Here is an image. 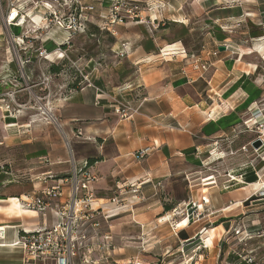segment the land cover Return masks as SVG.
<instances>
[{
  "label": "crops",
  "instance_id": "crops-1",
  "mask_svg": "<svg viewBox=\"0 0 264 264\" xmlns=\"http://www.w3.org/2000/svg\"><path fill=\"white\" fill-rule=\"evenodd\" d=\"M164 1L178 9L175 16L189 18L184 7L193 0ZM109 3L105 0V4ZM172 20L180 22L181 19ZM115 27L111 46L120 55L118 63H123V67L110 80H104L100 70L89 71L96 64L95 57L90 56L94 63L89 64L86 72L92 78L91 85L82 81L76 88L67 86L64 90L65 84H62L64 87L58 84L64 91L60 92L54 89V83V90L48 94L39 84L31 93L24 91L17 96L19 102L28 103L31 108L10 116L0 107V151L12 158L0 159V164L10 165L8 171H0L8 177L0 186V202L16 198L20 204V195L39 193L43 184L32 182L31 175L70 174L72 163L66 141L75 140L76 149L82 146L77 156L74 152L78 163L92 157L100 159L91 164L99 176L94 186L99 205L104 206L108 198L116 195L119 186L133 184L139 188L138 193L125 196V206L105 205L112 210L114 219L110 230L116 248L114 252L111 248L105 249L103 264L109 260L126 264L136 258L147 264H188L177 262L174 256L186 243L199 237L203 244L200 249L194 245L184 251L202 257L193 264H214L211 259L227 251L228 246L221 247L222 241L235 237L240 242L248 231H259V224L264 222V195L254 193L251 184L256 182L245 186L242 183V173L247 177L248 172L251 175L254 172L249 170L247 154L239 153L238 146L245 139L239 140L245 134L241 129L246 114L258 106L259 84L255 74L259 64L246 60L243 55L241 60L236 57L231 60V54L222 50L218 57L211 58L213 68L208 86L201 79L202 72L192 66L191 56L195 53L190 51L186 56L180 52L185 48L183 41L170 39L166 29L152 32L132 21ZM202 40L206 42L205 38ZM223 44L215 42L219 47ZM214 46L209 44L210 48ZM166 48H173L175 53L163 54ZM121 87L126 88L125 96L119 92ZM39 92L44 101L52 102L57 122L41 120L35 111L32 95ZM117 93L121 96V100L117 98L119 102L137 109L131 117L123 118L115 113L113 95ZM145 147H150V153L138 160L136 151ZM229 151L235 158L227 156ZM230 173L239 181L233 180L234 175L227 176ZM261 173L264 176V170ZM180 182L182 186L178 185ZM13 183L23 186L12 191L9 184ZM1 204L10 214L0 213L3 215L0 226L15 227L9 230V242L18 239L16 230L20 227L35 229L51 226L56 221L51 211L45 217L20 205L21 212L12 201ZM166 204L173 208L166 211ZM178 208L182 213L175 214ZM193 209L196 216L191 215ZM209 228H214L209 230L212 239L217 235L215 228H223L212 247H207L202 233ZM235 231H240L238 236ZM24 259L23 248L0 251V264H26Z\"/></svg>",
  "mask_w": 264,
  "mask_h": 264
},
{
  "label": "rangeland",
  "instance_id": "rangeland-1",
  "mask_svg": "<svg viewBox=\"0 0 264 264\" xmlns=\"http://www.w3.org/2000/svg\"><path fill=\"white\" fill-rule=\"evenodd\" d=\"M110 1L112 0H109V2ZM136 1L139 2L137 3L138 6L140 8L142 7L143 9L142 10L143 20L141 21L137 18L136 19L126 18V21L135 22L139 26H142V27L145 26L152 32L156 30H160V29H166L167 31L166 33H168V37H170V39L175 40V41L177 40L183 41L185 48L180 49L181 50L180 52L184 50V51H187V53L189 52L188 53L189 55H190V51H191V54H192V51L193 53H195L196 57L193 59H196L197 57H202L204 59H208L209 62L212 63L211 58L218 57L219 55L212 56V55H209V52L219 47L215 45V42H223L224 43L223 46L226 47L225 50H227L231 54L229 59L233 60L234 57H236L237 59L241 60V56L243 55L244 56L243 58H246V60H254L258 62L259 68L255 76L257 77L256 80L259 84L258 91L256 90V94L259 95L258 97L259 102H258V106H256L253 110H250L248 114H246L247 117L243 121V127L241 129L243 133L245 134H243L239 138L240 141H242V139L245 138L243 143L244 142L246 143L244 145L243 143H241L242 145L238 144V146H240L239 153L241 152L242 154H247L246 156L245 155L244 156L248 157L246 159H249L248 164L250 165L249 167H251L249 168V170H252L254 172L253 175H251L250 172H248V175L246 177L247 181L242 182V183L245 186L246 184L258 181L260 184L259 186H257V188L254 189L255 190L254 193H256V196L257 195L262 196L261 191L263 190V187H264V182H263L264 176L261 173L262 170H264V156H263L264 155V129L259 128L260 129L259 130L256 128L257 126L253 123L252 111L253 113H255L256 111L255 109H259V111L264 112V49L262 51V48H264V0H193V2L188 3L187 7L186 6L184 7V12L186 13L187 16H189L188 19L180 17V15L178 14L175 16L176 12H178V9H174L171 5H169V3H166V1L164 0H136ZM94 2L97 7V11L95 13L98 14V16L95 17L96 24L91 25V27L92 28L97 27L98 32L93 37L87 34L76 35L75 37H73L72 44L63 49V51H65V58H63V54H64L63 51H61L57 55V59H61V60H57L56 64L62 67V69L65 70V72L62 73L60 76H57L56 78L52 77L51 79L52 91L56 89V91L64 92L61 89L62 87H64L62 84H65V87H64V90H65L66 88L68 89L67 86L70 85V83H73L74 81H78L81 76L76 75V73H78L77 68H82L87 63H90L89 58L92 55L95 57L96 64L94 65L93 64L94 61H92L91 63L93 64V66L90 65L92 69L90 67H87L86 69L89 70L90 68L89 71L92 72L93 70L95 73H97V70H100V72L102 73V77H104L103 78L104 80H107V79L110 80L112 75L115 74L120 67H123V63H120V64L118 63V59L120 58V55H118L117 52L113 51V48L111 46L113 37L115 36H113L109 31L102 30L99 26H97V24L99 25L104 24V22L107 20L106 18H103V17L105 16L110 17V14H111V9L109 8L110 3L105 4V0H95ZM207 3H209V5H207ZM22 5H24L25 7L24 2H22ZM201 5H203V10L201 8ZM7 9H8L7 0H2V2H0V107L1 108H2V105L6 102L2 100L4 99L3 94L7 93L8 91L12 89H18L19 87H21L20 83L19 84L14 83L13 85L11 82H9L11 81L10 79H12V77L15 76L16 71H18L20 69V66L22 65V63L18 62L17 60L18 54H21L22 58L26 59V54H24L23 51H20L17 48L15 39H18V37L14 38L13 36V35L18 36V34L23 36L22 28L13 27L12 29H10L3 22V17ZM40 9L43 10V8H40ZM176 17L184 21L183 23L185 24H183L182 22H174L172 19ZM29 24H30L29 26H31V23ZM193 28L195 29V32L192 33L190 32V29H193ZM46 32L47 31H45L44 33ZM55 35L57 36L61 34H59V31H58L55 33ZM204 38L206 42H203L202 39ZM260 43H263V45ZM45 44L48 50H53L54 48H56V45L53 42H47ZM209 44L213 46L215 45V46L213 48H210ZM39 46H40V43H37L36 47L38 48ZM186 46H189L190 48L187 50ZM124 48L125 47H122L121 49H124ZM35 51L36 49L33 52L35 53ZM158 52H160V50ZM28 55H29L28 57L31 56V54H28ZM31 60L32 62H29V63L25 62L24 63L25 65L23 66L22 69L23 71H25V73H28L30 75L29 83H34V85H36L42 79L40 78L42 71L47 72V69L50 67L51 64L44 60L39 61V59L35 58V55L33 59ZM212 68H213V64L210 65L208 71L206 72L201 71L202 72L201 79H205V82L207 83L208 86L211 81V78H209V73ZM85 73H86V70H85ZM91 79L92 78H89V80ZM248 82L249 80L247 81V83ZM54 83L56 85H54ZM58 84H61L62 87L60 88ZM53 85H54V89H53ZM246 88L248 90H251V88L248 86H246ZM33 89H37V87ZM125 91H126L125 87H123L121 91H119L121 96L122 95L125 96V93H126ZM20 93H23V92H20ZM41 93L40 92L38 93L39 98L36 96L37 94L36 95L33 94L32 97L35 100L34 101L35 111L38 112L40 119L44 120L43 119L44 116L41 114L42 111L39 108L42 107V105H45L47 101H49L48 107H51V109H53V104L52 102H50L49 99L44 101V98L42 97ZM118 93L113 95L116 97V100H115L116 106H114V111L119 103V100H121L120 99L121 96H119L120 94ZM19 94H17V96ZM117 98L119 100H117ZM5 100H8V99H5ZM29 108H31L30 105H29ZM134 109L135 108H132V110L130 111L129 117H131L132 114L134 113L133 112ZM115 113L120 115L117 112ZM120 117L122 116L120 115ZM257 140H261L262 145L258 148H255L253 146V143ZM74 141L75 140L66 141V143L70 150V155L73 154L75 158V153L77 156V152L80 150V148H82V146L76 149L77 148L76 145L78 144H74ZM224 143H227V142H224ZM234 147H236L235 144H233V148ZM1 149L2 148H0V150ZM228 153L229 154H227V156L230 157V155H232L233 152L229 151ZM235 156L232 155L231 157L235 158ZM9 158L12 160V158L6 155V153H1L0 151V159H7L8 161H10ZM235 161L237 160L235 159L234 162ZM4 165H7V164H4ZM232 175H234V173H230L227 176H230L231 178ZM240 178L244 180V173L240 175ZM6 179H8V177L4 174V172H0V186L2 182ZM261 182H263L262 186H261ZM182 184L183 183L180 182V184L178 185L182 186ZM22 186L23 185L13 183V184H9V189L12 191H15V190L21 189ZM228 187H230V185H228ZM1 190L2 189H0V195H1ZM106 204L109 205L111 203L109 202V200L105 201L104 203V213L108 214L110 217L107 219L102 217V219H100V227L98 228V230L101 236L103 235L105 236L107 234L111 236V239L104 238V241L105 242L112 241V245L110 246V248L114 252V249L116 248L115 239L113 238L112 232L110 230V224H111L112 219L114 218L111 217L113 216L112 210L111 209L109 210L107 207H105ZM121 206L123 205H119V206L117 205L116 207H121ZM200 209L201 208H199V210ZM2 210L4 209L2 207V204H0V213L3 215L10 214L7 210H4V211ZM118 212L120 213L121 210ZM190 212H191V215L195 214L194 209L190 210ZM174 213L180 214L182 213V209L178 208L177 210H174ZM105 214H102V215H105ZM3 215L2 216L0 215V217L2 218ZM191 215H189L190 218L192 217ZM187 223L188 221L185 222V225ZM259 226H260V230L256 231L255 234L251 233L250 231L247 232V234L252 236V238L247 241L243 238L242 242H238V238L235 239V237L230 238L228 242L222 241L221 247L224 248V244H225L226 246H228L226 247L227 251L225 252L224 255L222 253L219 257H213L211 259V263L227 264L228 262H230L231 264H234L235 262L236 263L238 262L239 264H249V263H252L253 261H257V264H264V222H262V224H259ZM211 229H214V228H209L202 232L203 238L206 241L205 243L207 247H212L215 243V239L218 237H221L222 232H223V228H220V229L215 228L217 235L214 239H212L209 233V230ZM238 235L239 234H236V236ZM246 238H249V237H246ZM194 245L195 247H198V249L202 247L201 245L203 244L201 243L200 237L193 240L192 242L186 243L185 248H183L180 252H177V254H175L174 260H176L177 262H183V263L187 261L188 264H193L192 262H195V260L201 259L202 257H199L197 253L193 255L192 253L187 254L184 251V249L186 251H189L191 247H194ZM95 247L97 250V251L95 250L96 252L94 251ZM229 247H231V249H229ZM94 248H93L92 253H89L86 251V253H84L86 256H83V253H81L80 259L82 263L79 259H77L76 264H87V261L89 260H98V264H103L101 259L105 258L104 256L105 250L102 248H99L98 244H96ZM230 250L231 252L228 255L227 253ZM232 251H237L241 253V255L243 256H239L238 254H233ZM159 258L162 259V257H159ZM206 258H209L208 254ZM249 258H251L253 261L248 262ZM24 260L26 262V259ZM105 264H116V263L114 261L112 262L111 260H109L108 262H105ZM126 264H147V263H141L136 258L134 259V261H131Z\"/></svg>",
  "mask_w": 264,
  "mask_h": 264
},
{
  "label": "built area",
  "instance_id": "built-area-1",
  "mask_svg": "<svg viewBox=\"0 0 264 264\" xmlns=\"http://www.w3.org/2000/svg\"><path fill=\"white\" fill-rule=\"evenodd\" d=\"M95 0H7L8 9L3 17V22L10 29L13 27L22 28V35H13L16 40L17 48L26 54V59L18 54L17 60L22 65L16 71V74L10 79L14 83H20L21 87L12 89L3 94L2 105L3 111H8L10 116H17L19 112L28 109V103H21L17 99V94L27 91L31 93L36 85H42L47 93L52 91L51 79L56 78V75L43 72L42 78L36 85L29 83L30 75L23 71L24 63L32 62L34 55L39 61H47L50 64H56L58 51H63L64 48L72 44L73 37L76 35H84L89 32L91 25L96 24L95 12L97 11ZM2 2V0H0ZM22 2L25 3L22 5ZM30 2V3H29ZM136 0H112L109 8L111 9L110 17H103L107 20L104 24L99 25L102 30L109 31L113 36H116L115 25L124 23L126 18L139 19L142 18V7L138 6ZM32 4V5H30ZM30 6V7H29ZM37 6V7H36ZM43 8L41 10L40 8ZM27 8V9H26ZM141 14V15H140ZM31 23V26H29ZM47 31L46 33H44ZM59 31L61 35H55ZM12 36V35H11ZM47 42H53L56 48L48 50L45 46ZM40 43L37 48L36 44ZM36 47V48H35ZM36 49L35 53L33 52ZM65 58V51H63ZM187 56V52L182 50ZM221 50L219 47L209 52V55L217 56ZM34 53V54H33ZM122 55L124 52H121ZM31 54L30 57H28ZM33 55V57H32ZM55 56V57H51ZM195 58L196 56H191ZM29 58V59H28ZM62 58V59H63ZM90 63L93 61L89 60ZM87 63L82 68H77L78 73L88 84H92L88 77V71L85 73L89 64ZM212 63L208 59L197 57L193 59V67L196 70L206 72ZM24 84V85H22ZM38 97V95H36ZM39 98V97H38ZM8 99V100H5ZM48 102L42 105L39 109L46 121L57 122V118L52 112L51 107H48ZM132 108L129 104L119 102L115 112L122 117H129ZM253 115V123L257 129H264V112L255 109ZM136 112V110H133ZM259 129V130H260ZM1 144V142H0ZM69 145V143H68ZM150 147H145L136 151L135 156L138 160L144 159L150 153ZM246 150V149H244ZM46 163H50L46 159ZM72 169L70 174L53 177L51 174H38L30 176V180L35 183H42V190L31 196H19L20 205L26 210L36 211L43 216H47L49 211L53 212L56 217L55 223L51 226H44L35 229L20 227L16 230L18 239L23 243L24 256L27 263L35 264H76L77 259H80L81 253L93 252L96 244L99 248H110L112 241H104V238L111 239L110 235L99 234L100 219L109 218L108 214L104 213V206H100L95 193V183L99 180L98 174L93 171L91 164L88 161L78 163L71 155ZM10 165H0V171H8ZM139 188L136 185L129 184L119 186L118 192L109 202L114 205H123L125 196L132 192L138 193ZM264 195V187L261 191ZM204 202H207L204 199ZM200 208V207H199ZM103 212V213H102ZM105 214V215H102ZM112 217V216H111ZM15 227L8 225L0 226V241L7 240L9 230ZM240 231H235L239 234ZM251 235L247 234V237ZM102 243V244H101ZM96 247L94 248V251ZM97 251V250H96ZM95 251V252H96ZM105 256V255H104ZM248 262H252L251 258ZM84 262V261H83ZM26 263V264H27ZM82 263V261H81ZM87 264H98V260H89Z\"/></svg>",
  "mask_w": 264,
  "mask_h": 264
},
{
  "label": "bare ground",
  "instance_id": "bare-ground-1",
  "mask_svg": "<svg viewBox=\"0 0 264 264\" xmlns=\"http://www.w3.org/2000/svg\"><path fill=\"white\" fill-rule=\"evenodd\" d=\"M180 22H184V21H182V20H179ZM260 44H262L263 45V43H260ZM259 44V45H260ZM171 46V45H170ZM172 49L173 48H166L165 50H163L164 52H163V54H165V55H170V54H172L173 53V51H172ZM263 49L264 48H262V51H263ZM177 51V50H176ZM61 51H58L57 53H56V55H58L59 53H60ZM52 58L53 57H55V56H51ZM96 68V67H95ZM93 71V70H92ZM89 76V75H88ZM216 108V107H215ZM225 112V111H224ZM253 115H254V113H253ZM215 118V117H214ZM264 156V155H263ZM233 180L234 181H239V179L236 177V176H234L233 177ZM244 182L245 181H247V179H246V177L244 176V180H243ZM251 181V180H250ZM259 182L257 181L256 183H253V184H251V187L252 188H257V186H259ZM3 199V198H2ZM15 200H17L16 198H14ZM14 199H12V198H10V199H8V200H1V202H0V204L1 203H8V201H12V204H14L16 207H18L19 209H20V211L22 212V209H21V206H20V204H19V202L18 201H15ZM34 213V212H33ZM1 225H4V224H1ZM28 228V227H27ZM30 228V227H29ZM28 228V229H29ZM23 243H22V241L21 240H19V239H16V240H14V241H12V242H9V241H7V240H3V241H0V251H12V252H14V251H16V250H18L19 248H23Z\"/></svg>",
  "mask_w": 264,
  "mask_h": 264
},
{
  "label": "trees",
  "instance_id": "trees-1",
  "mask_svg": "<svg viewBox=\"0 0 264 264\" xmlns=\"http://www.w3.org/2000/svg\"><path fill=\"white\" fill-rule=\"evenodd\" d=\"M91 28H90L89 32L87 33V35H90L91 37H93L98 32V28L97 27H93L92 30H91ZM64 72H65V70H63L62 67H60L58 64H51L50 67L47 69V73H51V74L56 75V76H60ZM76 75L80 76L78 73H76ZM77 78H79V77H77ZM81 80H83L82 77H80V79L78 81H74L73 83H70V85H68V87L69 88H76L80 84ZM98 160H100V159L92 157V158L88 159V163L89 164H93L94 162H96ZM172 208H173L172 205H168V204L165 205V210L166 211H169ZM251 233L255 234V231L251 232ZM248 239L249 238H245L246 241ZM240 242H242V241H240ZM249 264H257V261H253L252 263H249Z\"/></svg>",
  "mask_w": 264,
  "mask_h": 264
},
{
  "label": "water",
  "instance_id": "water-1",
  "mask_svg": "<svg viewBox=\"0 0 264 264\" xmlns=\"http://www.w3.org/2000/svg\"><path fill=\"white\" fill-rule=\"evenodd\" d=\"M226 49V47L225 46H220V50L222 51V50H225ZM262 145V141L261 140H257V141H255L254 143H253V146L255 147V148H258V147H260Z\"/></svg>",
  "mask_w": 264,
  "mask_h": 264
}]
</instances>
